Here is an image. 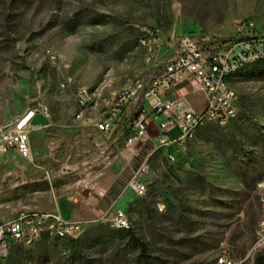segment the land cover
Listing matches in <instances>:
<instances>
[{"label":"rangeland","instance_id":"rangeland-1","mask_svg":"<svg viewBox=\"0 0 264 264\" xmlns=\"http://www.w3.org/2000/svg\"><path fill=\"white\" fill-rule=\"evenodd\" d=\"M247 21L254 23L248 35L264 45V0H0V126L37 102L50 111L45 128L30 134L31 162L14 152L0 156V218L57 213L82 225L78 238L12 245L0 264H197L227 248L242 256L264 178V58L225 79L238 97L236 118L224 127L206 123L179 147L162 143L154 124L126 146L133 138L127 119L100 135L72 116L77 88L105 76L116 91L141 85L149 63L138 47L144 29H160L164 39L234 40ZM66 76L75 81L71 90L60 88ZM186 90L201 110L204 95ZM82 117L116 122L102 105ZM138 165L146 168L144 197L126 188ZM116 182V196H99ZM116 209L129 229L110 227Z\"/></svg>","mask_w":264,"mask_h":264},{"label":"built area","instance_id":"built-area-1","mask_svg":"<svg viewBox=\"0 0 264 264\" xmlns=\"http://www.w3.org/2000/svg\"><path fill=\"white\" fill-rule=\"evenodd\" d=\"M254 28V23L243 22L238 26L239 36L234 40L222 39L210 35L181 36L174 35L164 39L160 29H144L142 38L145 49H151V60L145 64L143 71L148 73L141 79L139 89L133 92L117 90L111 96V109L116 115V122L90 123L81 117V108L87 106V87L75 89L77 105L72 119L74 124L82 129H94L100 135H111L118 124L127 119L133 138H128L126 146L135 139L146 134V128L154 124L159 131L160 141L166 145H182L188 134L189 125L200 126L202 122L218 123L224 127L233 119V111H237L238 97L233 89L224 87V75H231V67L242 65L244 60L264 55V45L248 35ZM248 37H244L245 35ZM172 50V54L168 52ZM68 82H71L70 80ZM96 88L98 84L96 83ZM201 92L205 104L199 111L189 107L182 98H167V93L185 87ZM60 88L61 83H60ZM116 94H124V101H116ZM97 97V96H96ZM49 118L44 115L43 103L37 102L34 107L25 111L12 121L0 126V156L8 152L16 153L22 160L31 162L30 134L37 128L33 121L36 117ZM132 119L130 120V118ZM130 120V121H129ZM177 130L179 135L170 139L169 133ZM146 172L144 165H138L132 172L126 188L136 196L144 197L141 193L142 175ZM115 191L109 192L116 196ZM259 203V217L253 230L255 247H248L242 256L236 257L230 249H224L218 254V260L205 264H262L264 262V178L256 183ZM109 199V197L107 196ZM160 208V205H158ZM24 213L13 219L0 218V259H4L6 250L17 244V222ZM45 216H59V227L68 230V234L79 237L82 225L78 222L66 221L57 213H35L31 225H26L28 236H35V222H42ZM110 227L129 229L126 213L116 209L110 219Z\"/></svg>","mask_w":264,"mask_h":264},{"label":"bare ground","instance_id":"bare-ground-1","mask_svg":"<svg viewBox=\"0 0 264 264\" xmlns=\"http://www.w3.org/2000/svg\"><path fill=\"white\" fill-rule=\"evenodd\" d=\"M138 47L144 52L145 63L149 62V60H151V49H145V40L142 38V36L138 39ZM46 56L52 63H56L58 61V57L54 55L52 52L47 51ZM262 58H264V55H262L261 57L249 58V59L244 60V63L242 65H235L231 67V75H224V87L226 89H231L228 86L227 81L225 80L226 78L233 76L234 74H236L239 70H241L245 65L249 64L250 62H253V61H256ZM69 80L71 82H68ZM74 84H75V81L72 79V77L66 76L61 82V87L63 90L64 89L71 90ZM97 84H98L97 88H96V85H94L93 87L87 88V94H88L87 106H85V108H81V117L87 111L98 110L101 107V105L105 109H108L111 115H115L113 109L109 107L111 106V96H113V94H115L116 92V90L112 89V79L109 76H105ZM139 86L140 85H137L136 89H139ZM81 88H84V87H81ZM81 88H77V89H81ZM136 89L122 90L120 92H133ZM74 95H75V92L73 94V98H74V103L76 106L77 97ZM116 101H124V94H116ZM43 105H44V115L46 117H49V109L44 103ZM236 116H237V111H233V119L236 118ZM106 121L110 122L109 119H107ZM206 123H210V122H202L200 126L189 125L188 134L185 137V140H189L192 137H194L197 130L203 127ZM213 124L219 126L218 123H213ZM141 193H146V187L144 184H142L141 186ZM33 221H34V213H25L23 214V216H20V221L17 222V234L19 236L17 239V244H21L22 246L27 247V248H32L41 241L42 236H46L48 238L57 239V240L75 238L72 234H68V230L60 231L59 227H50L51 224H60L59 216H45V219L42 220V222H35V230H36L35 236L25 235L26 225H31ZM261 224H264V217H261ZM81 231H82V228H80L79 234L81 233ZM249 247H255V239L252 240ZM9 250L10 249L6 250L5 256L7 255ZM214 260H218V255L214 258ZM45 264H48V263H45ZM197 264H205V263H197ZM262 264H264V262H262Z\"/></svg>","mask_w":264,"mask_h":264},{"label":"crops","instance_id":"crops-1","mask_svg":"<svg viewBox=\"0 0 264 264\" xmlns=\"http://www.w3.org/2000/svg\"><path fill=\"white\" fill-rule=\"evenodd\" d=\"M193 92H188L187 90H186V87L185 88H183V89H178V90H173V91H170V92H168L167 93V98H171V99H176V98H182L183 100H184V102H186V104L189 106V107H191L192 109H194L193 107H192V105H190V102H189V100L187 99V96L188 95H190V94H192ZM204 104H205V101H204ZM49 109V108H48ZM195 110V109H194ZM25 113V112H24ZM23 113V114H24ZM49 116H50V111H49ZM47 120V119H49V118H43V117H41V116H38V117H36L35 119H34V121H33V123H34V125L37 127V128H40V129H38V130H42L43 128H45V126L46 125H43L42 124V120ZM171 133V132H170ZM170 133H169V137H170ZM171 139V138H170ZM172 146H176V147H179V146H181V145H172ZM174 148V147H173ZM172 150V149H171ZM115 185H114V183H111V185H109V187L105 190V191H102V192H99L98 194H99V196H105L106 197V199H108L107 198V193H109V192H111V191H113V187H114ZM115 188H117V187H115ZM98 200H102L101 198L100 199H98ZM62 218V217H61ZM63 219V218H62ZM65 220V219H64Z\"/></svg>","mask_w":264,"mask_h":264},{"label":"trees","instance_id":"trees-1","mask_svg":"<svg viewBox=\"0 0 264 264\" xmlns=\"http://www.w3.org/2000/svg\"><path fill=\"white\" fill-rule=\"evenodd\" d=\"M259 61H261V60H259ZM259 61H257V62H259ZM114 185H115V186L113 187V191L116 190L115 187H118L119 184H118V182H116ZM53 240H56V239H53ZM62 240H65V239H62ZM56 241H60V240H56ZM141 252H142V254H143V252H144V248H143V246H141Z\"/></svg>","mask_w":264,"mask_h":264}]
</instances>
